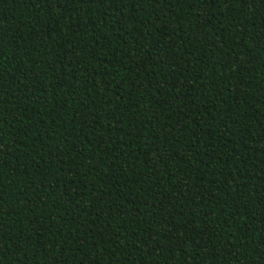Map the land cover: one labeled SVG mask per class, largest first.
Listing matches in <instances>:
<instances>
[{
	"label": "trees",
	"instance_id": "16d2710c",
	"mask_svg": "<svg viewBox=\"0 0 264 264\" xmlns=\"http://www.w3.org/2000/svg\"><path fill=\"white\" fill-rule=\"evenodd\" d=\"M0 264H264V0H0Z\"/></svg>",
	"mask_w": 264,
	"mask_h": 264
}]
</instances>
